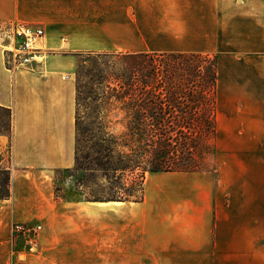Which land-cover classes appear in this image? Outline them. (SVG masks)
<instances>
[{"label": "crops", "instance_id": "1", "mask_svg": "<svg viewBox=\"0 0 264 264\" xmlns=\"http://www.w3.org/2000/svg\"><path fill=\"white\" fill-rule=\"evenodd\" d=\"M18 21L45 35L27 66L0 48V106L13 111L0 264H264V186L234 137L217 145L214 171L148 173L141 201L56 186L76 163L78 52L209 53L217 115L257 116L264 134V0H0V22ZM17 223L37 231L34 249Z\"/></svg>", "mask_w": 264, "mask_h": 264}, {"label": "trees", "instance_id": "2", "mask_svg": "<svg viewBox=\"0 0 264 264\" xmlns=\"http://www.w3.org/2000/svg\"><path fill=\"white\" fill-rule=\"evenodd\" d=\"M98 55L110 61L92 78L89 97L103 96L106 105L119 109L125 130L114 133L107 115H89L90 144L80 155V72L87 61L80 57L75 170L102 173L119 183L113 199L134 201L144 198L148 173L209 170L217 133V58L201 52L103 51ZM132 175L131 183L126 182ZM11 189L12 181L6 176L0 182V199L10 198Z\"/></svg>", "mask_w": 264, "mask_h": 264}, {"label": "rangeland", "instance_id": "3", "mask_svg": "<svg viewBox=\"0 0 264 264\" xmlns=\"http://www.w3.org/2000/svg\"><path fill=\"white\" fill-rule=\"evenodd\" d=\"M14 41L13 26L9 24H3L0 22V48L5 50L7 60L9 62L19 61L15 60L9 47H12ZM103 51H84L78 52V60L80 57L85 58L87 61L82 67L80 72V81L82 85V91L79 96V124H78V144L80 147V155H84L88 149L90 124L89 115H107V119L111 120V131L120 134L123 132L124 125L126 123L123 120V113L119 110L113 109L111 104L106 105L103 96L101 98L89 97L88 88L93 85L92 78H95V74L98 71L107 67V61H110V57L98 55ZM42 53V52H41ZM43 56L39 58L42 60ZM78 80V76H77ZM88 86V87H87ZM105 87L102 86V89ZM101 95V90H97ZM217 134L213 141V153L208 161L209 170L214 171L216 169L217 161V145L221 144L227 138L234 137L237 140H242L245 154L249 155L250 160L253 162L260 172V183L264 186V147L258 146L259 142L264 138L263 131L258 129L257 116L249 114H232L224 115L222 110L218 108L217 115ZM220 120V121H219ZM233 126L236 130L223 132L219 130V126ZM12 136H13V111L5 107L0 106V182L4 183L6 176H9L12 181L13 165H12ZM248 142H252L248 143ZM229 148V147H228ZM135 175L126 177L125 181L131 183ZM113 179H108L103 176L102 173L97 171H81L77 172L75 168L59 171L57 173V192L63 197H76L81 194H86L89 197L96 198H109L118 193ZM121 191V190H120Z\"/></svg>", "mask_w": 264, "mask_h": 264}, {"label": "built area", "instance_id": "4", "mask_svg": "<svg viewBox=\"0 0 264 264\" xmlns=\"http://www.w3.org/2000/svg\"><path fill=\"white\" fill-rule=\"evenodd\" d=\"M14 41L9 51L13 53L15 60L22 65H30L40 62L42 57L41 48L38 43L43 39L45 30L42 26L18 21L12 24ZM41 226L37 227L39 230ZM15 235L23 236L28 242L29 249L37 246V231L27 223H17L13 227Z\"/></svg>", "mask_w": 264, "mask_h": 264}]
</instances>
